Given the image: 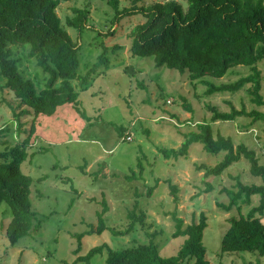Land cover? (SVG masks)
I'll return each mask as SVG.
<instances>
[{
  "label": "rangeland",
  "instance_id": "rangeland-1",
  "mask_svg": "<svg viewBox=\"0 0 264 264\" xmlns=\"http://www.w3.org/2000/svg\"><path fill=\"white\" fill-rule=\"evenodd\" d=\"M163 1L120 0V7ZM176 1L187 8L186 1ZM76 7L89 11L88 24L81 34L67 25V18L74 15ZM56 12L63 27L79 43V74L85 75L98 60L101 43L110 50L115 45L122 48L109 52V67L97 68L86 86L82 87L80 80L73 81L79 93V110L73 103H66L51 116L35 117L31 108L18 106L13 93L3 88L6 81L0 77V152L25 139L35 123L28 158L21 170L33 179L31 202L37 220L42 221L38 231L11 245L5 235L11 209L6 203L1 204L0 264H86L77 259L94 246L108 243L113 249H120L148 243L149 234H155L161 254L171 256L184 241V237H173L175 223L170 213L175 210L184 225L197 222L201 213L205 214L203 244L211 264H264V256L254 252H221L228 219L246 215L259 204V196L254 195L249 204L239 203L230 211L220 206L228 204L229 197L223 189L234 188L236 177L244 184L262 183L261 178L251 175L248 161L242 157L221 176L204 178V170H198L197 165L214 166L224 153H209L201 143H193L186 157L176 159H166L159 151L160 147L179 148L185 133L196 130L199 122L211 121L212 107L221 112L231 111L232 106L264 112V105L252 101L247 90L250 84L235 93L208 95L207 86L191 82L188 71L181 73L165 65L156 67L152 56L132 55L130 31L144 23L145 18L136 14L112 24L114 11L108 0L63 1ZM12 49L18 69L41 90L47 75L35 59L28 57V45ZM257 67L262 78L260 93L264 96V61ZM249 73V67L238 66L222 78H204L221 84ZM185 105H190L192 112ZM26 109L30 114H21ZM212 126L215 133L232 137L235 144L244 143L254 149L264 164L262 120L239 116L233 121L212 122ZM128 133L132 134L131 141L123 139ZM3 161L0 159V163ZM131 176L135 178L129 179ZM169 180L178 186L177 202ZM207 183L213 187L211 191H206ZM150 187H155L151 194ZM103 199L109 207L104 217L110 228L124 229L129 223L128 212L136 204V212L146 215L145 226L137 225L124 236H113L109 230L101 235H85L81 250L75 254L77 241L73 234L97 227V212L103 208ZM106 257L104 251L89 264H106ZM184 264H195V259Z\"/></svg>",
  "mask_w": 264,
  "mask_h": 264
},
{
  "label": "trees",
  "instance_id": "trees-1",
  "mask_svg": "<svg viewBox=\"0 0 264 264\" xmlns=\"http://www.w3.org/2000/svg\"><path fill=\"white\" fill-rule=\"evenodd\" d=\"M63 1L73 0H0V77L6 81L3 88L13 93L19 107L31 108L35 117L40 114L51 116L66 103H73L79 110V93L73 81L80 80L82 87L86 86L90 75L97 68L101 65L109 67V52L122 48L115 45L110 50L101 43L102 52L98 60L85 75L79 74V43L63 27L56 12ZM184 1L187 2L186 9L176 0L124 8L120 7V0H108V4L114 11L112 24L136 14L145 18L144 23L134 26L130 31L132 55L152 56L156 67L165 65L181 73L188 71L191 82L199 81L207 86L208 95L235 93L250 84L247 90L253 96L252 101L258 106L264 105V96L260 93L261 72L257 67L260 61H264V0ZM73 11L74 15L67 18V25L81 34L88 24L89 11L78 7L73 8ZM25 45H28V57L35 59L47 75L41 90L37 89L31 78L24 76L18 69L17 59H13L12 47ZM238 66L249 67L251 73L221 84L204 78H222ZM185 108L192 112L190 105H185ZM212 112L210 122H199L196 130L184 134V141L179 148L160 147L159 151L166 159H176L186 157L193 143H201L209 153H224L214 166L197 165L198 170H204V178L221 176L232 164L245 158L251 175L261 178L262 183L244 184L236 177L234 188L223 189L229 197L228 204L220 206L230 211L239 203L249 204L254 195L259 196V204L246 215L228 219L229 228L222 237L221 252H254L264 256V164L254 149L244 143L235 144L232 137L215 133L212 126V122L233 121L239 116H253L254 120L264 122V112H248L245 108L237 109L234 106L229 112L212 107ZM21 114H30V110L26 109ZM34 132L33 122L25 139L0 152V159L4 160L0 163V206L6 203L11 209V220L5 230L11 245L38 231L42 225V221L37 220L38 214L31 202L33 179L21 170V164L28 158L27 150ZM138 167L142 173L140 159ZM81 169L84 172V168ZM168 183L177 202L178 186L170 180ZM206 185V191H211L213 187L208 183ZM154 188L150 187L149 194ZM102 204V210L97 212V227L73 234L77 241L75 254L81 250L85 235H101L109 230L113 236H124L134 231L137 225L145 226L146 215L143 211L136 212V204L128 212L129 223L124 229L110 228L104 217L109 207L104 199ZM170 214L175 223L173 237H184L174 255L161 254L158 243L154 241L155 234H149L151 239L148 243L120 249L102 243L89 249L77 260L89 264L95 255L106 251V264H184L191 259H195V264H211L205 257L206 247L203 244V233L207 227L205 214L201 213L197 222L187 225H184V220L177 215L176 210Z\"/></svg>",
  "mask_w": 264,
  "mask_h": 264
},
{
  "label": "built area",
  "instance_id": "built-area-1",
  "mask_svg": "<svg viewBox=\"0 0 264 264\" xmlns=\"http://www.w3.org/2000/svg\"><path fill=\"white\" fill-rule=\"evenodd\" d=\"M132 134H130V133H128V134H126L124 137H123V139L125 140V141H131L132 140Z\"/></svg>",
  "mask_w": 264,
  "mask_h": 264
}]
</instances>
